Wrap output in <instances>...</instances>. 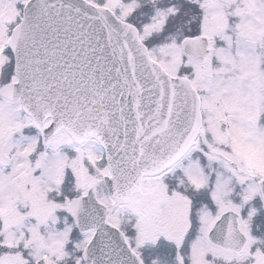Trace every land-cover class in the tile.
Instances as JSON below:
<instances>
[{
    "label": "snow or ice",
    "instance_id": "obj_1",
    "mask_svg": "<svg viewBox=\"0 0 264 264\" xmlns=\"http://www.w3.org/2000/svg\"><path fill=\"white\" fill-rule=\"evenodd\" d=\"M0 264H264V0H0Z\"/></svg>",
    "mask_w": 264,
    "mask_h": 264
}]
</instances>
